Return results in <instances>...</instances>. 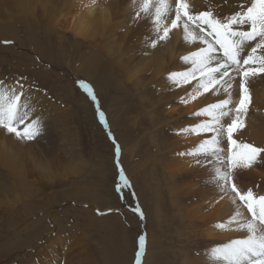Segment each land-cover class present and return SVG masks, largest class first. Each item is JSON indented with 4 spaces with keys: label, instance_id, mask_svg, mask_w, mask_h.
Returning <instances> with one entry per match:
<instances>
[{
    "label": "rangeland",
    "instance_id": "374dc122",
    "mask_svg": "<svg viewBox=\"0 0 264 264\" xmlns=\"http://www.w3.org/2000/svg\"><path fill=\"white\" fill-rule=\"evenodd\" d=\"M45 1L0 0V81L12 85L19 80L26 94L22 99L33 109L29 121H40L39 135L32 140L0 128L2 138L14 141L22 164L15 174L0 159V264H137L141 236L140 264L188 262L209 247L211 238L200 233L196 221L181 218L154 149L169 135L161 130L171 122L164 121L165 103L178 97L162 98L160 88L145 80L142 90L135 91L132 80L120 73L116 46H76L75 37L60 43L59 36L48 34ZM147 36L139 34L135 42ZM133 47L122 55L126 61L132 51V59L146 48L150 58L160 53V46ZM252 108L247 105V111ZM128 146H133L131 153ZM238 170L234 175L246 184L244 189L264 196V177Z\"/></svg>",
    "mask_w": 264,
    "mask_h": 264
},
{
    "label": "bare ground",
    "instance_id": "6f19581e",
    "mask_svg": "<svg viewBox=\"0 0 264 264\" xmlns=\"http://www.w3.org/2000/svg\"><path fill=\"white\" fill-rule=\"evenodd\" d=\"M29 1L30 0H28V3ZM250 1L251 0H190V6L195 11H204L212 7L222 16L226 10H235L241 3L248 5ZM22 5L26 4L23 2ZM44 6H46V8L43 10V15L46 19L48 34H56L59 36L60 43H65L66 41L71 40V37H75L73 41L76 43V46L94 45L99 46V49H101L102 46L103 48L106 46H116L118 48V53H116L118 54V60L113 61H116L117 63L119 62V70L122 71H120V73H123L127 78L132 80L130 81L131 84L134 85L135 91L142 90L141 85L144 82L143 80H145L147 82H154L155 85L158 86V91L160 88L162 98L172 96L178 97V101H175V98L174 100L167 99L165 103V106L167 105L169 111L164 115V121H167L168 118H170L171 122H166V128L160 129L165 131L164 133L162 131L163 135L166 131H169V135H164L165 137H162L157 145H154L156 146L154 149L160 153V170L165 176V181L168 184V187H170L169 196L175 198L174 200L179 204V210L181 213L179 210L178 213H180L181 218H185L190 222L193 221V224L195 221L196 223L197 221L199 223L201 222V224L195 223L196 227L199 226V231L202 235L211 238L209 242L211 245L209 244L208 248L204 249V251L200 252L197 256L189 257V261L184 262V264H214L213 258L210 255L212 249L232 240L242 239L246 235L243 231L237 230L235 224L226 228H220L218 225L221 223H227L229 218L234 215L237 208L248 216L251 214L247 212L246 206L243 202L239 201L238 197L235 196V193L225 195L218 184L210 181L212 168L217 167L218 165L214 163V157H206L205 155L200 154L198 145H200L204 139L208 138L211 133H197L191 131L189 128V126L199 124L202 121L211 118L207 115L196 116L193 115V113L207 105L216 103L220 99H224L225 94L223 92L217 93L211 90L204 92L201 88L200 92L202 94L196 96L195 99H191L190 94L198 87L196 80H192L190 83H184L181 80L179 85H177L166 75L167 73L180 74L191 69V64L185 63L181 57L187 55L191 51H195L196 44L185 40L182 28H175L171 30L169 38L166 41L157 44V46H160L159 55L150 58L151 55L146 51V48L142 49L141 53L139 52L140 54L135 56V59H132L131 57H133L132 54L134 53L133 51L131 53V50H129L131 57H127L128 60L126 61L123 56L126 54L125 50H128V46L129 49L134 48L133 46L147 47L150 45L151 40L156 38V31L153 27L152 21L147 17H135L134 13L137 6L134 3V0H96L95 3H92L91 0H47L45 1ZM30 12L32 13L33 11ZM139 34L148 35V41L147 39L139 41L137 39L135 42V37ZM83 40H89V43H86ZM124 46H127V48ZM114 47L107 48L112 51V48L114 49ZM103 48L102 52L104 50ZM111 53L113 52H110V54ZM97 55H99V53H97ZM256 55H264V52H261L258 49ZM113 56L114 55L111 57ZM130 59L131 62H128ZM257 77L258 80L257 78L256 81L252 79L250 83L245 85L248 88V94L250 97L248 105L253 108L250 112L246 111V113H242L241 115V122L244 126L234 131L232 137L236 140V144L232 145L227 137L223 138L219 144L221 149L226 150L224 153H226L228 157H231L233 153L237 155L241 165L237 168L239 169L238 171L242 172V174L249 175L252 178L264 177V162L258 159L261 155H264V153H261L257 157L256 162L253 163L251 167L243 166V157L247 152V150L243 148V145L247 144L256 148L264 149V73L258 74ZM176 79L179 80L180 77L178 76ZM114 81H116V79ZM239 82L240 77H237L232 89L231 99L232 105L234 106L238 105L240 100ZM184 101L187 102L185 103ZM159 113L157 114L159 115ZM232 118L231 115L223 118V123L227 125L231 122ZM172 122H174L173 126L171 125ZM2 132H4V130H2ZM1 134L4 133H0V138L3 136ZM3 138L0 143V159L3 160L2 164L5 167H8L11 172L18 174L22 171V164H20V158L15 157V148L13 147L14 141L10 140L9 142V140L7 141L6 138ZM14 138L15 137H13V140ZM149 144L151 145V143ZM129 151L130 153L133 151V146L129 147ZM43 167H45L44 164ZM233 176L234 178H232V182L237 185L238 189L241 192L246 191L247 188L244 189L246 184L239 182L236 179V176ZM254 194L258 196L257 193ZM233 198L237 200L236 204L232 202ZM173 204H175V202ZM78 253H82V251Z\"/></svg>",
    "mask_w": 264,
    "mask_h": 264
},
{
    "label": "snow or ice",
    "instance_id": "6c2138e0",
    "mask_svg": "<svg viewBox=\"0 0 264 264\" xmlns=\"http://www.w3.org/2000/svg\"><path fill=\"white\" fill-rule=\"evenodd\" d=\"M91 2L95 3L96 0ZM134 3L137 6L135 17L149 18L156 31V38L151 40L150 47L155 48L159 42L166 41L171 30L175 28H182L185 40L196 44L195 51L181 57L185 63L191 64V69L180 74L169 73L170 80L177 85L181 80L184 83L196 80L198 87L190 94L191 99L202 94L201 88L204 92L211 90L225 94L224 99L193 113L196 116L207 115L211 119L189 126L193 132L211 133L198 145L200 154L214 157V163L218 165L212 168L210 181L218 184L225 195L235 193L251 214L248 216L237 208L227 223L218 225L220 228H226L235 224L236 229L246 235L242 239L232 240L212 249L210 255L214 264H264V196H256L252 189L244 192L238 189L232 178L235 170L241 166L240 160L235 153L228 157L219 147L220 141L225 137L232 145L236 144V140L232 138L233 133L244 126L241 115L246 113L250 102L248 88L245 85L258 74L264 73V55H256L258 49L264 52V0H251L247 8L240 4L238 5L240 10L224 16L219 15L212 7L204 11H195L190 6V0H134ZM244 25L248 26L247 30L243 28ZM253 41L255 45L242 58V53L249 46V42ZM178 76L179 80L176 79ZM237 77H240L238 84L240 100L238 105L230 107L232 89ZM23 89L24 85L19 80L12 85L0 81V128L14 134L20 140H32L39 135L40 121L38 119L29 121L33 109L29 100L22 99L26 95ZM88 91L95 101L96 97L90 87ZM99 115L106 124L104 114L101 112ZM230 115L233 118L225 125L223 118ZM26 121L29 122L25 123ZM20 125L24 127L20 128ZM243 148L247 150L243 157L244 167H251L257 157L264 153V149L247 144L243 145ZM116 151L119 154L118 146ZM121 179L125 185L128 184L123 174ZM232 202L236 204L237 200L233 198ZM139 240L137 264H140L145 248L144 236Z\"/></svg>",
    "mask_w": 264,
    "mask_h": 264
}]
</instances>
